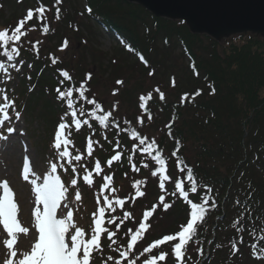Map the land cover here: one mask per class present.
<instances>
[{
	"label": "trees",
	"instance_id": "1",
	"mask_svg": "<svg viewBox=\"0 0 264 264\" xmlns=\"http://www.w3.org/2000/svg\"><path fill=\"white\" fill-rule=\"evenodd\" d=\"M9 1L0 0V16L3 7L8 6L13 9L12 18L5 21L7 25L5 24L3 29L14 28L18 21L26 16L28 9L35 10L41 5L51 9L47 14L50 26L47 35L42 34L44 22L37 20L35 13L33 19L28 22L27 26L36 25V30L29 34V41L25 42L21 50L19 59L25 61L21 72H15L10 81L14 96L25 105L24 111L27 117L30 118L36 113L48 125L50 124L49 134L65 110V105L57 100L55 92L58 81L64 79L66 87L73 84L78 86V83L85 79V75L90 73L81 67L77 55L67 54L73 41L85 51L90 49L93 64L96 59L94 52L98 51L94 41L103 34L113 43V52L118 58L114 57L111 60L104 58L108 61L106 72L110 71V77L107 78L113 87L108 93L112 94L113 90H116V93L125 90L124 87L120 89L123 83L116 82L120 80V71L123 72L128 59L134 61L133 67L136 68V72L138 70L141 75L146 74L150 77L149 72H153L154 75L155 72L157 73L155 69H165L164 62L169 55L177 51L181 52L180 56L188 63L184 70L192 75L193 80L201 84L202 88L195 87L193 92H187L188 98L183 103L181 97L185 92L178 93L173 99L165 96L161 100L155 89H147L136 94L132 114L125 115L123 111L118 114L127 119L140 114L142 110L139 108L141 103L139 96L151 92L152 99L145 103L150 106L154 119L150 123L146 122L145 131L155 134L158 141L162 140L161 146L165 154L173 150L176 147V140H179L182 158L194 167L202 185L213 188L217 207L206 215L200 231L199 243L189 246L191 258L186 256V264H214L218 259H221L220 264H264V259L253 258L250 247L251 244L258 243L256 251L264 250V242H260L261 230H264L263 37L246 33L216 42L202 34H191L183 22L154 18L138 5L128 4L123 0H83L85 7L92 9L87 15L85 10L69 8V5L71 6L69 0H62L60 5H55V0H18V6L20 5L23 10L21 17L16 16L17 7H13ZM57 6L61 9L58 21L55 19ZM38 40L41 43L37 44ZM65 40L68 41V45L60 50ZM32 45H36V48ZM159 45L162 46L161 50L158 48ZM60 53L67 57L66 62L62 63L58 56ZM141 55L147 61V65L140 59ZM53 57L59 58L55 64L52 63ZM160 57L164 58L161 60L163 64ZM28 64H32V68H28ZM59 70H67L72 80L62 77ZM93 79L92 75L88 82L92 93L95 92L94 84L97 82ZM173 79L172 76L171 82ZM171 85L172 87L170 88L169 85L168 89L176 94L174 92L176 86L173 87L172 83ZM213 87L214 94H212ZM197 90H200V95L195 96L193 100L192 97ZM94 94L100 100L97 93ZM123 94L126 96L127 93L124 91ZM169 123L172 125L171 129L165 127ZM89 131L85 126L75 136V145L81 151L84 150ZM169 131L172 137L168 136ZM113 138L109 135L110 140ZM93 139H100L101 143L108 144L99 136V129ZM122 146L130 147L131 140L127 141V145L122 140ZM109 154L110 151L94 153L102 162ZM126 157L127 153L122 158L123 162L117 164L111 180L113 186L118 185L119 179L124 180L119 187L120 190L118 188V195L121 198L130 193L134 194L132 188L134 180L149 177L148 170L143 168L139 173H134ZM141 158L138 155L136 160L139 161ZM101 181L99 179L95 184L101 185ZM145 193V196L138 198L135 204L128 205L137 220L141 211L154 203L159 193L162 194L155 178L148 179ZM190 198L196 202L194 194H191ZM237 200L240 204L236 203ZM166 202L172 203V207L156 219L159 223L166 218L173 221L171 228L163 231L166 228L162 227L160 233V228H157L158 224H155L154 220L151 229L144 235V240L140 243V247H136L135 252L165 234L178 231L181 223L187 222L190 206L182 198L166 197ZM173 211L176 212L171 217ZM237 220L239 224H236ZM135 226L127 222L125 228L132 227L134 230ZM238 227L243 228L244 231L237 232ZM241 236L244 238L243 244L238 242ZM124 239L126 238H121L120 242ZM234 240L237 241L239 248L235 254L232 251ZM161 247L168 250L167 246ZM198 247L203 248V256L197 252ZM206 254L207 258L202 261ZM173 259L172 263L168 261L166 264H175ZM142 261L143 259L138 258L137 264ZM124 264L127 262L125 261Z\"/></svg>",
	"mask_w": 264,
	"mask_h": 264
},
{
	"label": "snow or ice",
	"instance_id": "2",
	"mask_svg": "<svg viewBox=\"0 0 264 264\" xmlns=\"http://www.w3.org/2000/svg\"><path fill=\"white\" fill-rule=\"evenodd\" d=\"M62 0H55V5H60ZM50 8L39 6L35 10L28 9L26 16L21 18L14 28L0 30V84L5 87L0 88V140L8 141L13 133L17 132V122L22 119V112L17 109L16 100L8 95L7 83L11 81V71L20 73L25 64L23 59H19L21 50L26 41H29V34L36 30V25L28 27L27 24L36 15L37 20L43 21L42 34L47 35L50 31L47 14ZM89 13L92 9H86ZM60 7H55V19H60ZM37 44L41 41H37ZM68 45L65 40L60 50ZM36 48V45H32ZM38 51V50H37ZM57 57L52 58V63L58 62ZM140 59L147 65V61L141 55ZM6 61V62H5ZM32 68V64L27 65ZM195 70V65H192ZM60 75L71 81L67 70H59ZM153 75V72H149ZM198 75V73H197ZM92 74L87 73L85 79L78 83L65 86V80L60 79L55 88L57 100L65 105V110L60 116L56 125L51 148L53 156L48 162V171L41 178L32 171L33 158L29 155L23 157L22 178L33 185L35 193V208L32 211L34 223L32 228L37 233L34 244L29 251L18 254L16 242L19 234H29L30 228L25 227L18 218L19 206L15 199V193L10 187L7 179L0 181V230L5 233L3 244L6 249V258L3 264H93V254L104 251V242L112 251L119 254L120 259H114L112 255L107 256V261L113 264H137L138 257L133 251L138 241L144 240V234L149 232L152 227L151 218L157 209L162 207L167 211L172 207V203L166 202V197L182 198L190 206V213L185 224L179 226V230L170 234H165L159 239H155L148 246L143 247L140 256H143L142 264H166L170 256L174 257L175 264H186V256L190 259L189 246L199 243L200 231L206 215L211 209L217 207L216 199L213 196V188L209 185H202L198 180V173L193 166L187 163L186 159L180 154L181 143L176 140V147L165 154L162 140L156 138L155 134L145 131L146 122H152L154 117L150 111V106L146 101L152 99V93L141 95L139 108L140 114L132 119L119 116L118 102L106 108L104 102L98 100L96 95L91 92L88 82ZM31 79V77H29ZM117 84L123 81L118 80ZM173 87L175 80L172 81ZM64 90H61V89ZM32 89L30 88L29 91ZM159 93V98L163 100L165 94L159 88L155 89ZM215 88H212L214 94ZM116 90H113V95ZM200 95L197 90L193 95ZM188 98V93L181 97V102ZM90 131L86 136V146L84 151L75 145V136L84 127ZM171 129V123L165 125ZM99 136L103 141L113 146L112 154L106 161H101L94 153L96 148L101 150L104 144L100 139H93ZM19 135H25L20 129ZM109 135L114 140L109 139ZM163 135V133L161 134ZM168 136L172 137L171 131ZM122 140L127 145L131 140V146L121 148ZM117 149H120L117 151ZM25 145V153H27ZM127 153V160L131 170L139 173L141 168L148 170L149 177L136 179L132 183L134 194L121 198L118 190L111 185L112 175L105 174L104 166L111 168L114 162H123L122 158ZM142 157L139 161L137 156ZM139 164V166H137ZM63 174H69L70 179L65 183L62 179ZM127 175V174H126ZM30 176L32 177L30 179ZM95 177H100L103 181L96 196L97 210L93 213V223L89 226L90 231L77 225L74 219L73 209L68 201L70 189H75V200H81L78 182L83 181L89 187L94 186ZM149 178H155L158 188L162 194L158 196V202L146 207L142 211V218L137 220L133 211L129 210L128 205L135 204L138 198L145 196L143 190ZM166 185H171L169 188ZM201 189L203 191H201ZM107 192V194H105ZM196 196V202L190 195ZM211 202V203H210ZM240 204V201H236ZM66 209V213H60L61 205ZM130 222L135 226H122ZM239 224V221H236ZM235 227V225H234ZM126 238L121 241V232ZM237 232H243V228H236ZM255 236V233H253ZM239 243H244L243 236ZM260 242H264V230H261ZM211 243V241H210ZM112 246H116L113 248ZM161 246H167L165 248ZM258 243L250 245L254 259H264V250L257 252ZM219 247V245H217ZM154 250L155 253H154ZM233 254L239 251L237 241L232 242ZM197 252L203 256V248L198 247ZM147 254V255H145ZM131 257V258H129Z\"/></svg>",
	"mask_w": 264,
	"mask_h": 264
},
{
	"label": "rangeland",
	"instance_id": "3",
	"mask_svg": "<svg viewBox=\"0 0 264 264\" xmlns=\"http://www.w3.org/2000/svg\"><path fill=\"white\" fill-rule=\"evenodd\" d=\"M15 1V2H14ZM71 6L69 5V8L77 9V10H84L83 2L82 0H69ZM11 5L16 6L17 1L16 0H10ZM16 3V4H15ZM17 11L16 16H20L23 10L19 9V7L15 10ZM14 11V12H15ZM2 16H0V27L5 26L6 22L12 18L13 13H10L9 8H5L3 12H1ZM21 17V16H20ZM19 17V18H20ZM10 18V19H9ZM7 25V24H6ZM102 34V33H101ZM84 37V36H83ZM87 39V37H84ZM90 40V37H88ZM92 42V40H90ZM96 42L94 44L95 48L98 50L97 52H94L96 54V59H94L95 64H93V58L90 56V49L88 48L87 51H85L78 43L73 41L70 45V48L68 49V55H77V58H80L79 61L81 63V67L87 70L88 72L94 76L93 80H96L95 86V92L97 93V96L99 97L102 102L108 107H110L112 104H116L118 102V113L121 111L125 112V115L132 114L134 110V104H135V96L137 93L142 92L147 89H156L159 88L160 91H162L165 96L168 97V99H173V97H176L178 93H191L193 92V89L195 87L202 88L203 86L199 84L198 82L194 81L193 76L184 70L185 66L188 64L186 59H182L181 52L177 51L176 53H173L169 55L167 60L164 62V68L165 69H155L157 73L151 77H147L146 74L140 73V71L136 72V68L133 67L134 61L132 59H128V61L125 63V68L120 71V77L119 79L123 81V84L120 86V89H125L124 91L127 93L126 96L123 94V92L116 93V95H113L112 93H108V90L113 88L110 81H108L107 77H110V71L108 70L106 72V66L107 62L104 58H107V60L110 58L113 59L114 57L118 58V56L113 52V43L108 39V37L104 36L103 34L96 39ZM159 50H161L162 46L159 45ZM106 57H105V56ZM63 63L66 62L65 60L67 57L63 54L58 55ZM100 57H103L102 59H99ZM164 59L160 57V61ZM68 62V61H67ZM163 64V61H161ZM159 71V72H158ZM174 77V80L177 82L176 89L174 92L176 94H173L170 92V89H168L169 85L171 88V77ZM1 85V84H0ZM132 88H136L134 91H132ZM94 92V93H95ZM126 97V98H125ZM135 113V111H134ZM51 118V117H50ZM49 123H50V120ZM25 120L21 119V121L17 122V132L10 136L9 142L2 141L0 145V177H4L3 180L7 179L11 186L13 187L14 193H15V199L19 206V214L18 218L21 220L22 224L25 227L30 228V233L25 234H19L16 242V248L18 251V254L23 251H29L32 244H34L35 239L37 237V233L35 230L31 227L34 223L33 217H32V211L35 208V193L33 191V185L29 181L23 182L20 177H18V172L20 171V156L23 153L24 150L23 147L27 145V155H31L32 152H36L37 154V160H34L33 158V165H32V171L39 175L41 178L47 173L48 171V162L51 159V156L49 154V148L47 141H49V131L50 124L48 125L44 120H42L40 117L37 116L36 113H33L30 118L27 117L25 114L24 117ZM20 129H23L25 135L21 136L19 135ZM22 144V145H21ZM44 147V148H43ZM45 147L47 149L45 150ZM44 174V175H43ZM32 177L30 176V179ZM147 178V177H145ZM63 179V178H62ZM70 179V178H69ZM68 178H65V183L69 181ZM139 179V178H138ZM118 188L124 183V180L117 181ZM79 191L81 193V200L76 201L75 200V189H70L68 193V201L70 203V207L73 209L74 213V219L78 226L84 228L86 231H90L89 226L92 225L93 220L90 218V213L92 209L95 207L94 204H96V196H97V190H95L92 187H89L87 184H85L82 180L78 182ZM117 187V185H115ZM145 188L143 190L145 191ZM120 190V188H119ZM160 193L158 194V196ZM158 201V197L155 199L156 203ZM152 203V204H154ZM150 207V206H149ZM162 207L158 208L156 213H154L153 217L151 218L150 223L155 220V224H158V229L160 228L159 232L162 233V227L166 228L163 229V231H167L168 228H171V224L173 221L168 220H160L161 222L156 219L159 217L160 212H162ZM176 209V208H175ZM174 209V210H175ZM60 213H66V209L63 208V204L61 205V208L59 210ZM176 211H173L171 213V217L174 216L173 214ZM155 217V218H154ZM92 221V222H91ZM157 229V230H158ZM5 237V233L0 230V264H3L5 258H6V249L3 244V239ZM107 241L104 243V251H107L108 254H112L114 251L108 248ZM119 243V241H118ZM115 248L116 246H112ZM102 253H95L94 254V260L96 257L101 256ZM220 260L218 259L214 262V264H220ZM93 264H96L94 262ZM99 264H113L110 263V261H107V256L101 257Z\"/></svg>",
	"mask_w": 264,
	"mask_h": 264
},
{
	"label": "water",
	"instance_id": "4",
	"mask_svg": "<svg viewBox=\"0 0 264 264\" xmlns=\"http://www.w3.org/2000/svg\"><path fill=\"white\" fill-rule=\"evenodd\" d=\"M156 18L183 21L190 33L218 42L238 34L264 39V0H124Z\"/></svg>",
	"mask_w": 264,
	"mask_h": 264
},
{
	"label": "bare ground",
	"instance_id": "5",
	"mask_svg": "<svg viewBox=\"0 0 264 264\" xmlns=\"http://www.w3.org/2000/svg\"><path fill=\"white\" fill-rule=\"evenodd\" d=\"M31 155L33 156L34 160H37V154H36V152L33 151Z\"/></svg>",
	"mask_w": 264,
	"mask_h": 264
}]
</instances>
